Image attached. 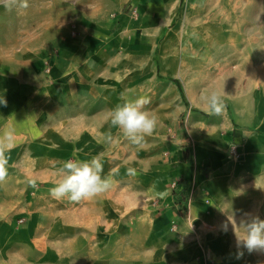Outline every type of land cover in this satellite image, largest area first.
Segmentation results:
<instances>
[{"label": "rangeland", "instance_id": "rangeland-1", "mask_svg": "<svg viewBox=\"0 0 264 264\" xmlns=\"http://www.w3.org/2000/svg\"><path fill=\"white\" fill-rule=\"evenodd\" d=\"M74 1L17 0L5 7L4 0H0L1 70H12L19 60L43 62L45 54L55 50L60 41L58 32L70 24L76 10ZM247 2L181 0L175 23L158 40L146 77L132 95V101L145 99L144 110L158 118L152 135L141 142L146 141L145 154L138 156L135 149L141 144H132L135 156L132 165L125 168L120 139L115 145L117 164L107 170L102 166L103 177L116 173L115 182L110 177L112 185L108 190L136 193L162 187L161 166L172 155L178 154L185 161H210L212 172L222 182H218L214 192L201 190L203 200L198 213L188 209L193 192H189V187H177L181 179L164 184L172 191L185 192L182 207L188 248L207 264H264V250L249 252L238 246L229 223L234 219L239 224L252 216L264 220V152L252 153L244 161L235 152L237 145L248 141L255 140V149L264 145V0H251L252 15L246 19L241 13ZM23 3L27 7H21ZM47 64L43 62L46 73ZM211 92L221 98L219 113L210 111L205 100ZM189 116L196 118L193 126L188 124ZM249 121L261 129H242L239 125ZM204 143L217 149L206 150L203 155L199 149ZM20 146L17 152L5 153L9 157L8 174L0 182V264H60L55 255L59 246L52 247L48 256L44 247L34 246L33 239L43 235L33 229L30 208L38 201L36 211L48 206L52 215L58 217L61 207H82L90 200L54 199L49 190L60 180L59 159L48 157L46 163L29 167L31 152L22 149L28 144ZM104 154L101 151V158ZM218 160L222 161L223 170L220 165L215 168ZM141 163L147 165L148 175L152 176L148 181ZM256 166L257 170H251ZM34 178L41 179L35 181V187L29 183ZM41 192H47L48 199H43ZM42 218L37 216V221ZM136 224L133 215L126 224H116L115 264H160L145 250L133 243L128 247L124 242V225L131 227L133 239V235H138L134 231ZM237 233L243 234V229L237 228ZM128 238L131 241L130 235ZM178 243L165 247L164 256L176 250Z\"/></svg>", "mask_w": 264, "mask_h": 264}, {"label": "crops", "instance_id": "crops-1", "mask_svg": "<svg viewBox=\"0 0 264 264\" xmlns=\"http://www.w3.org/2000/svg\"><path fill=\"white\" fill-rule=\"evenodd\" d=\"M247 1L241 13L246 19L253 11L251 0ZM74 2L76 10L70 24L58 32L60 41L55 50L44 56L48 73L43 70L42 59L19 60L7 72L0 68V100L6 101L0 103V137H11L13 152L21 149V143L28 144L22 149L31 152L29 167L46 163L48 157L59 159L60 166L66 160L97 158L106 170L117 164L115 145L122 139L123 165L129 168L135 156L133 143L111 125L110 114L117 105L132 101L134 88L140 89L158 40L177 19L181 0ZM195 120V116H189L188 124L193 126ZM239 125L242 129H261L250 121ZM254 141L236 146L235 152L244 157L243 161L252 153L264 152V145L255 149ZM140 144L135 149L138 156L146 149V141ZM204 144L199 149L203 155L206 150L217 149ZM101 151L106 152L104 158ZM199 161L172 155L161 166L159 180L163 185L156 191L107 190L87 199L90 201L85 206L61 207L58 217L48 206L36 211L37 201L30 208L31 220L33 229L39 235L42 232L43 238L33 239L34 246L44 247L46 256L52 253V247L59 246L55 255L60 264H115L116 224H126L133 215L138 235L132 239L129 225L122 229L128 247L133 243L160 264H207L188 248L182 207L185 192L164 185L181 179L177 187H189L193 193L188 209L198 213L203 200L201 190L214 192L222 182L212 172L210 161ZM218 161L215 168L220 165L223 170L222 161ZM140 166L148 181L152 176L148 175L147 165ZM251 170H257V166ZM111 175L115 182L116 173L108 177ZM41 194L48 199L47 192ZM41 215L42 220L37 221ZM178 242L176 250L164 256V248Z\"/></svg>", "mask_w": 264, "mask_h": 264}, {"label": "clouds", "instance_id": "clouds-1", "mask_svg": "<svg viewBox=\"0 0 264 264\" xmlns=\"http://www.w3.org/2000/svg\"><path fill=\"white\" fill-rule=\"evenodd\" d=\"M5 7H11L17 0H4ZM27 7L26 3L20 5ZM205 100L210 111L219 113L222 101L217 93L211 92ZM0 103L6 101L0 100ZM147 101L143 98L129 101L123 105H117L111 111L110 123L118 128L123 136L133 144H140L145 136H150L158 124V118L150 112L144 110ZM13 147L10 136L0 137V182H3L8 174L7 165L9 157L5 156ZM102 164L97 158L91 161L66 160L59 169L60 180L51 188L50 195L54 199L67 197L70 201L79 202L82 199H91L98 194L108 190L112 185L110 177H103ZM29 183L35 187V180ZM233 231L236 235L238 246H243L249 252L254 250H264V220L258 216L242 219L239 224L232 219ZM237 228L243 229V234L237 233ZM227 230V224L225 225Z\"/></svg>", "mask_w": 264, "mask_h": 264}, {"label": "bare ground", "instance_id": "bare-ground-1", "mask_svg": "<svg viewBox=\"0 0 264 264\" xmlns=\"http://www.w3.org/2000/svg\"><path fill=\"white\" fill-rule=\"evenodd\" d=\"M231 34V33H230Z\"/></svg>", "mask_w": 264, "mask_h": 264}]
</instances>
